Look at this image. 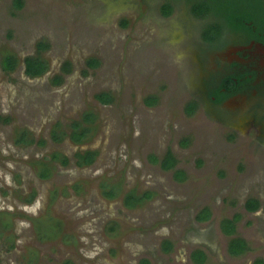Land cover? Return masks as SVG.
Returning a JSON list of instances; mask_svg holds the SVG:
<instances>
[{
  "label": "rangeland",
  "instance_id": "obj_1",
  "mask_svg": "<svg viewBox=\"0 0 264 264\" xmlns=\"http://www.w3.org/2000/svg\"><path fill=\"white\" fill-rule=\"evenodd\" d=\"M16 1L0 0V60L20 61L0 65V264L264 262V114L210 104L208 22L186 0ZM40 41L49 71L29 79ZM132 192L148 199L131 207ZM38 222L58 235L40 240Z\"/></svg>",
  "mask_w": 264,
  "mask_h": 264
},
{
  "label": "flooded vegetation",
  "instance_id": "obj_2",
  "mask_svg": "<svg viewBox=\"0 0 264 264\" xmlns=\"http://www.w3.org/2000/svg\"><path fill=\"white\" fill-rule=\"evenodd\" d=\"M261 7L234 27L214 17L195 18L216 30V39L204 42L216 52V74L208 76L204 86L210 104L226 112L248 105L255 115L264 114V0ZM253 129H258L256 122Z\"/></svg>",
  "mask_w": 264,
  "mask_h": 264
},
{
  "label": "trees",
  "instance_id": "obj_3",
  "mask_svg": "<svg viewBox=\"0 0 264 264\" xmlns=\"http://www.w3.org/2000/svg\"><path fill=\"white\" fill-rule=\"evenodd\" d=\"M189 3L190 14L197 19H205L209 17H214L216 19L221 20L226 26L234 27L238 23L243 22V20L247 19L248 16L255 10H262L263 0H186ZM16 7L21 8V3L19 0L16 1ZM172 13V7L169 4H166L161 7V14L164 17L170 16ZM216 39V30L212 27L203 31L202 40L204 42H213ZM50 46L48 43L44 41H40L35 46V54L32 56H27L22 60V64L24 66V75L29 79H37L46 75L49 71V65L45 59L42 58V54L49 50ZM19 59L12 54H6L2 56L0 60V65L3 72L9 74L13 73L17 67L19 66ZM87 64L90 69L94 70L98 67V62L95 60H88ZM72 73V65L69 62H64L60 66L59 73L54 75L50 79V85L52 87H60L64 82V78ZM82 75L86 77L88 75L87 71H83ZM109 97V96H108ZM111 97V96H110ZM109 99L111 100V98ZM87 131L84 129L75 130L74 133L83 134L84 137L87 136ZM19 144L23 146H29L33 144V140L26 134V132H22L17 136V141ZM77 143H81L82 141H76ZM95 157V154L90 153L86 157H79V162L81 164H86L87 157ZM52 160H59L61 164H64L63 157L60 155H54ZM43 168L39 172V176L42 178H49L51 175V171L45 163L42 164ZM102 193L105 197L111 196L112 198L116 197L117 192L115 187H108L102 184ZM33 197V196H32ZM131 203V207H137L138 205L145 202L148 197L147 193H143L141 195H137L132 192L126 196ZM258 209L257 202H250L247 205V210L249 212H255ZM264 214V207H263ZM54 226V228L52 227ZM46 227L48 230L52 231L51 234H46ZM36 231L39 235L40 240L54 239L58 235V225L57 223H51L50 225H43L42 223H36ZM114 231V229H112ZM240 246V245H239ZM233 254H237V248L231 249ZM254 264H264L261 260H257Z\"/></svg>",
  "mask_w": 264,
  "mask_h": 264
}]
</instances>
